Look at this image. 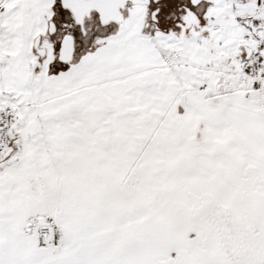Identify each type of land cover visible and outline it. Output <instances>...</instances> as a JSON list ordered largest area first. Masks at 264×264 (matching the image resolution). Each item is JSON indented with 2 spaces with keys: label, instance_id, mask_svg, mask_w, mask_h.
<instances>
[{
  "label": "snow or ice",
  "instance_id": "1",
  "mask_svg": "<svg viewBox=\"0 0 264 264\" xmlns=\"http://www.w3.org/2000/svg\"><path fill=\"white\" fill-rule=\"evenodd\" d=\"M0 264H264V0H0Z\"/></svg>",
  "mask_w": 264,
  "mask_h": 264
}]
</instances>
